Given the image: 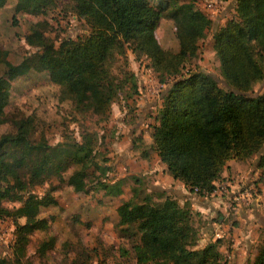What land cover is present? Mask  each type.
I'll list each match as a JSON object with an SVG mask.
<instances>
[{"label":"trees","instance_id":"16d2710c","mask_svg":"<svg viewBox=\"0 0 264 264\" xmlns=\"http://www.w3.org/2000/svg\"><path fill=\"white\" fill-rule=\"evenodd\" d=\"M78 17L89 24L68 55L49 71L64 97L78 110L106 113L115 97L109 78L98 68L114 39L131 44L138 57L147 56L154 70L173 76L162 97L150 135L166 171L186 187L205 194L214 189L229 159H247L258 153L255 184L264 185V89L247 94L264 76V0H236V15L213 32L221 75L227 88L202 70L181 71L180 57H196L199 39L208 24L192 0H167L157 6L149 0H69ZM53 0H18L16 9L43 12ZM173 19L180 38L179 52L164 49L155 35L161 17ZM27 44L47 50L53 42L38 25L26 33ZM6 90L0 91V123L4 120ZM29 120L20 119L16 132L0 135V215L36 216L41 207L55 205L52 189L29 192V184L42 182L67 168L82 145L76 140L54 144L29 138ZM26 167L27 179L19 174ZM16 173V177H10ZM54 189V188H53ZM259 191V188L257 189ZM195 191V190H194ZM3 199H20L17 207L1 205ZM120 230L134 227L132 243L137 261L148 264H228L218 250L219 238L196 247L197 231L192 210L173 196L153 202L151 194L140 201L122 200L116 207ZM17 230L23 231L18 225ZM0 264H17L0 258ZM255 264H264V246Z\"/></svg>","mask_w":264,"mask_h":264},{"label":"rangeland","instance_id":"374dc122","mask_svg":"<svg viewBox=\"0 0 264 264\" xmlns=\"http://www.w3.org/2000/svg\"><path fill=\"white\" fill-rule=\"evenodd\" d=\"M17 1L0 0V91L6 90L8 96L0 135L16 132L17 122L28 119L31 142L46 140L54 144L76 140L82 147L70 157L59 176L51 174L42 182L27 185L24 197L29 192L40 195L50 188L57 198L55 205L41 207L36 216L0 215V258L17 264H148L137 261L132 243L138 235L132 233L133 226L127 231L120 230L116 207L128 198L140 201L146 193L151 194L153 202L174 197L172 191L161 190L160 186H168L161 174L166 169L160 173L161 162L150 135L173 76L150 70L147 56L137 57L131 44L114 39L106 58L98 65L115 89L109 110L106 113L78 110L71 99L64 97L61 87L50 80L49 71L68 55L78 36L89 32V24L76 15L69 0H53L52 6L43 12L16 9ZM149 1L157 6L167 2ZM208 1L215 2L213 9L207 7ZM192 2L206 15L208 24L198 41V55L180 57L181 71L208 72L220 86L227 88L212 35L236 15V0ZM35 25L53 42L50 49L25 41V34ZM155 35L164 49L178 54L180 38L172 18L161 17ZM263 89L264 76L247 94L256 95ZM257 157L258 153L249 157L242 169L252 173ZM26 170L24 167L19 171L25 179ZM258 173L250 175L249 182H254ZM15 177L16 173L10 180ZM230 179L234 178L221 175L214 184L225 183L220 191L227 192L226 180ZM257 189H250V194L257 193ZM229 201L226 208L233 211L236 201ZM20 204V199L1 200V205L7 208ZM188 207L197 231L195 246L200 247L197 244L211 215ZM213 216L218 217L219 212ZM18 225L23 226L22 232L17 230ZM260 240L262 243L263 238Z\"/></svg>","mask_w":264,"mask_h":264},{"label":"crops","instance_id":"0c3cea01","mask_svg":"<svg viewBox=\"0 0 264 264\" xmlns=\"http://www.w3.org/2000/svg\"><path fill=\"white\" fill-rule=\"evenodd\" d=\"M156 156L158 157V154ZM247 160L248 158L245 161L234 158L227 160L221 175H230V178L234 179L226 180L229 185L227 192L214 191L209 195L197 194L167 171L162 172L165 165L159 160L160 173L162 172V176L168 182V186H160L161 190L172 191L181 206H190L192 209L211 215L203 230L202 240L197 246L202 247L219 238L218 250L228 264H255L257 249L264 246V185L255 184L253 180L249 182L250 175H256L258 168L254 160L252 173L250 170H243ZM253 187L255 189L259 187L260 190L251 195L250 189ZM234 194H241L240 196L246 194V196L239 198L236 205L232 206L234 210L230 208L229 211L232 212H229L226 207ZM231 202L235 201L231 200ZM214 212H219V216H213ZM261 238H263L262 243Z\"/></svg>","mask_w":264,"mask_h":264},{"label":"built area","instance_id":"2783aa9c","mask_svg":"<svg viewBox=\"0 0 264 264\" xmlns=\"http://www.w3.org/2000/svg\"><path fill=\"white\" fill-rule=\"evenodd\" d=\"M206 5H207L208 8L213 9L215 7V2L214 1H208ZM152 69H154V68L152 67L150 70H152ZM224 185H225V183L223 184L222 182H220L217 186L214 184L215 187H214V189L211 192H214V191H217V190L220 191L221 189L224 188ZM194 190L197 191L196 188ZM211 192H205V194L211 193ZM240 195L239 194H234V196L231 197V200H234V201L237 202V201H239V198L246 196V194L243 195V196H240ZM245 201H248V200L245 199Z\"/></svg>","mask_w":264,"mask_h":264}]
</instances>
